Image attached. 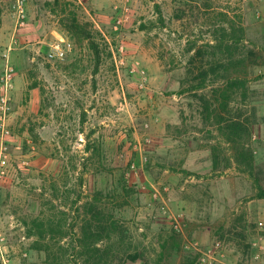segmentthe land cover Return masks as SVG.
<instances>
[{"label":"rangeland","instance_id":"obj_1","mask_svg":"<svg viewBox=\"0 0 264 264\" xmlns=\"http://www.w3.org/2000/svg\"><path fill=\"white\" fill-rule=\"evenodd\" d=\"M13 3L0 0V95L6 67L15 70L0 126V264H44L24 221L48 208L53 183L78 190L79 174L146 244L172 230L197 264L208 249L212 264H264V199H250L255 180L231 159L234 143L251 148L264 185V0H26L24 25ZM205 11L245 26L250 82L229 106L243 128L234 143L219 131L230 113L222 123L214 114L222 80L188 89L213 27L230 31L205 23ZM73 13L101 32L100 57L64 36L61 17ZM60 38L67 56L48 60Z\"/></svg>","mask_w":264,"mask_h":264},{"label":"trees","instance_id":"obj_2","mask_svg":"<svg viewBox=\"0 0 264 264\" xmlns=\"http://www.w3.org/2000/svg\"><path fill=\"white\" fill-rule=\"evenodd\" d=\"M205 7L208 8V4ZM158 11L161 13L160 8ZM204 14L207 20L204 22L209 26L227 21L223 18L226 14L221 12L213 16H207L206 11ZM236 17L238 19L227 21L229 32L221 24L213 27L212 41L216 44L209 43L211 53L208 59L200 50L190 61L193 69L189 73L193 80L188 87L191 91H198L222 80L223 85L212 93L213 103L219 109L214 114L220 123L226 119L224 113H230L226 126L220 125L219 131L231 143L241 137L243 128L241 122L234 121L233 107L229 109V106L239 96L247 98L250 82L248 63H251L249 55L242 51L246 40L243 18L241 15ZM61 22L66 38L79 44L89 41L90 48L100 57L96 39L101 32L92 23L79 21L74 13L62 16ZM232 148L231 159L236 170L255 180V193L250 199H264V185L255 174L253 151L235 143ZM79 175L78 190L76 187L70 189L66 184L61 189L56 186L58 183H53V196L50 195V201L45 202L49 204L48 208L24 221L28 237L35 238V248L45 253L44 264H172L171 259L177 253L179 264H197L200 254L183 252V239L175 231L162 230L157 244H146L139 239L137 232L110 210L102 192L85 193V180L82 174ZM58 195H63L60 206L53 202Z\"/></svg>","mask_w":264,"mask_h":264},{"label":"built area","instance_id":"obj_3","mask_svg":"<svg viewBox=\"0 0 264 264\" xmlns=\"http://www.w3.org/2000/svg\"><path fill=\"white\" fill-rule=\"evenodd\" d=\"M25 4L26 0H14L13 11L17 15V23L19 25L25 24ZM71 47V43L64 38L51 43L46 52V58L48 60H64ZM14 68L8 65L1 80V95H0V126L5 129V125L8 119V114L11 110V91L13 89L14 81ZM211 249L208 252H204L202 261L204 263L212 264L214 256Z\"/></svg>","mask_w":264,"mask_h":264}]
</instances>
